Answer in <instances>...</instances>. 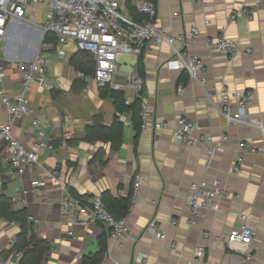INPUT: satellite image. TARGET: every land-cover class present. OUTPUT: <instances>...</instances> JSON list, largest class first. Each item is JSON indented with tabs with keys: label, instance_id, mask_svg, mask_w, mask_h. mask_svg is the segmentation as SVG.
Listing matches in <instances>:
<instances>
[{
	"label": "crops",
	"instance_id": "0c3cea01",
	"mask_svg": "<svg viewBox=\"0 0 264 264\" xmlns=\"http://www.w3.org/2000/svg\"><path fill=\"white\" fill-rule=\"evenodd\" d=\"M240 6L247 7L252 18H238L229 23L231 10ZM156 9V22L167 35L186 33L188 36L191 28L198 29V37L188 40L187 50L202 61L203 70L198 73V79L204 83L200 85L188 77L182 82L185 84L183 94H178L181 74L186 72L162 67L170 57L169 46L162 44L145 51L144 94L155 106L156 120L166 122L168 127L160 131H141L136 151L131 114L120 119L124 126L118 150L99 141L81 140L96 115L102 116L103 124L111 125L114 108L110 99H100L95 84L84 85L72 80L75 71L68 61L77 52L73 45L64 47L63 58L57 55L56 49L44 52L49 78H62L65 90L50 93L33 85L29 94L34 117H39L46 125L47 140L53 146L51 152L38 150L39 162L47 170L62 172L67 188L75 195L99 196L105 203L113 204L133 194L134 176L141 177L136 199L132 202L131 198L125 217L136 241L108 239L107 230L99 223L87 227L74 224L72 218L60 212L58 186L45 179L44 186L33 188L32 183L41 176V170L30 168L18 176L2 164L5 150L0 149V194L17 198V202L8 199L11 211L25 210L33 219V232L51 245V251L41 264H78L84 254L98 250L100 239H106L104 264H138L139 256H146L156 264H188L198 245L206 249V264H264V137L252 127H227L219 110L222 88L231 97L233 111L237 106L235 96L253 91L248 115L251 121L264 125V1L157 0ZM46 17L47 9L39 6L27 18L11 23L6 37L0 41V64L4 68L2 88L10 98L20 92L21 73L17 62H30L37 56V48L33 54L23 53L22 49L24 46L32 48L35 43L39 47L41 33L37 27L44 25ZM205 20L209 25H205ZM224 26H227L225 37L243 50L249 48L251 54L227 56L207 48V41H216ZM118 79L124 82L123 76ZM124 91L127 95V90ZM181 117L196 125L195 135H205L210 141L219 140L223 134L228 136L210 161L204 147L174 142L172 130ZM4 118L5 113L0 111V122ZM31 119L17 122L12 130L13 136L28 150L35 141ZM241 141L250 142L262 151L255 156H245L239 172L234 174L237 145ZM201 180H219L225 193L219 198L217 211H206L198 224L190 226L189 187ZM240 213L252 219L256 234L249 251H262L261 259L246 261L244 251L226 246L229 233L242 224L238 218ZM172 219L176 221L174 226L169 224ZM151 222L161 226L165 240L144 232ZM18 232L16 223L0 219V264L19 263L13 254L5 256L12 249ZM203 232H209L211 239L202 240ZM216 236L222 241H215Z\"/></svg>",
	"mask_w": 264,
	"mask_h": 264
},
{
	"label": "built area",
	"instance_id": "2783aa9c",
	"mask_svg": "<svg viewBox=\"0 0 264 264\" xmlns=\"http://www.w3.org/2000/svg\"><path fill=\"white\" fill-rule=\"evenodd\" d=\"M264 1V0H263ZM135 11L142 16L141 20L133 19L128 13L126 0H0V41L6 37L7 28L11 23L23 20L31 13H34L39 6L47 9V17L43 26L37 30L42 36L52 34L56 38V53L60 58L66 54L65 46L73 45L77 51L89 53L94 61L93 74L86 75L75 71L73 81H81L85 84H95L97 87L108 85L112 90H127L125 95L126 104H130L135 98L139 99L141 131H160L166 129L168 124L156 120V109L147 95L141 93L144 81L133 67L144 52L153 47H160L162 44L169 46L170 57L167 58L162 67L169 71H185L190 80L203 85L204 81L198 79V73L203 70L202 61L191 55L188 48V40H195L199 31L191 28L189 35L181 33L176 36L167 35L156 22V4L150 0H131ZM177 17V14L173 15ZM238 18L251 19L252 14L245 6L231 10L228 22H234ZM209 25V21H204ZM227 26L221 30V35L216 41H207V48L218 50L227 56L251 54V50L241 49L232 40L225 37ZM51 48L50 44H42L36 58L30 62H17V69L21 73L20 92L13 98L6 95L2 88L4 68L0 64V111L5 113V118L0 122V149L5 150L1 158L4 166L10 167L18 176L30 168L41 170V176L32 183L33 188L38 189L44 186V180L50 179L58 186L61 193L60 212L63 216L72 218L74 224L87 227L90 224L99 223L108 232V239L128 238L136 241L131 233L125 218H115L104 206L99 196L87 198H76L69 192L65 182L64 174L60 171L45 169L39 162L38 150L53 151V146L48 142L46 125L39 117H34V110L30 104L29 94L33 85L48 92L63 91L65 84L60 77L49 78L48 61L44 52ZM124 55H128L133 66L129 72L120 71L119 61ZM124 77V82H119V77ZM184 83H179L178 94L184 92ZM236 110H232V100L225 88L220 91L221 107L220 114L229 126H247L257 129L264 137V125L261 122H253L248 115V108L253 102L254 92L246 91L237 94ZM31 119V127L35 141L31 150L26 149L14 136L12 130L17 122L24 118ZM196 125L185 117L179 118L172 130V137L175 143L188 147L202 146L207 151L209 161L218 153L228 140L223 134L219 140L210 141L205 135H195ZM236 165L232 173L239 172V165L247 155L255 156L261 153V148L255 147L250 142L241 141L237 145ZM141 185V177L134 176L132 202ZM27 194V192H23ZM225 193L219 180L207 182L201 180L190 184L187 203L191 210V217L188 220L190 226L198 224L208 210L217 211L219 198ZM11 202L19 201L15 197L8 198ZM155 203V202H154ZM50 207L51 205L48 204ZM238 218L242 224L233 229L226 238V246L229 249L239 248L244 251L245 260L261 259L262 251L251 253L249 248L256 234L249 215L240 213ZM33 219L28 217V221ZM170 226L176 224L170 220ZM146 234L165 240L166 234L155 222H151L144 230ZM209 232L202 233V240H210ZM215 241H222L220 237L213 238ZM15 243L13 240L12 244ZM206 249L198 245L193 250V258L188 264H206L204 261ZM15 259L23 257V251L13 253ZM138 264H156L148 260L146 256L137 258ZM100 264H104L101 262Z\"/></svg>",
	"mask_w": 264,
	"mask_h": 264
},
{
	"label": "trees",
	"instance_id": "16d2710c",
	"mask_svg": "<svg viewBox=\"0 0 264 264\" xmlns=\"http://www.w3.org/2000/svg\"><path fill=\"white\" fill-rule=\"evenodd\" d=\"M154 4L157 0H150ZM126 6L128 13L135 20H141L142 16L138 14L131 4V0H126ZM44 44L52 45L49 51L56 49V38L52 34H47L43 40ZM69 65L74 71L82 72L86 75H92L94 71V61L92 56L83 51H77L71 56L68 61ZM136 71L144 81L145 79V66L143 63V56H141L136 64ZM188 75L182 73L180 82H186ZM80 82L86 85L84 82ZM144 92V84L141 93ZM52 93V92H50ZM124 90H112L108 85L104 87H98V94L100 99H110L114 108V117L112 124L107 126L103 124L102 116L96 115L93 124L87 126L85 129L84 137L81 139L87 143H94L96 141L109 144L112 150H118L122 144L123 137V123L120 120L125 114H131V123L135 132L133 138L134 151H136L138 138L141 133V121L139 118L140 105L139 99L135 98L130 104H126ZM72 142V141H70ZM71 195L76 198H87L86 196L75 195L72 190L69 189ZM101 198V197H100ZM132 193L126 199H118L119 201L113 202V204H107L101 198L106 209L117 219H123L126 217ZM0 219L7 222H14L19 227V232L15 237V243L12 245V249L5 253V256L13 254L15 251H23V257L19 260L18 264H41L44 258L51 251V245L45 239L39 238L34 232L32 223L28 221L27 212L25 210L12 212L9 205V200L5 194H0ZM107 250L106 239H100L98 244V250L94 253L84 254L78 264H100L104 259Z\"/></svg>",
	"mask_w": 264,
	"mask_h": 264
},
{
	"label": "rangeland",
	"instance_id": "374dc122",
	"mask_svg": "<svg viewBox=\"0 0 264 264\" xmlns=\"http://www.w3.org/2000/svg\"><path fill=\"white\" fill-rule=\"evenodd\" d=\"M44 38H45V36H42V35L40 36V38H39L40 39L39 40L40 41L39 47H37L38 46L37 43L33 44V47L32 48H29V49H27L24 46L23 49H22V52L23 53L30 52V53L33 54L35 52L36 48H37V53H38V51L41 49V46L43 44ZM50 46L52 47V45H50ZM119 64L121 65L120 66V71L123 72V73L129 72L130 67L132 65V63L130 62V58H129L128 55H124V57L122 58V60L119 61Z\"/></svg>",
	"mask_w": 264,
	"mask_h": 264
}]
</instances>
